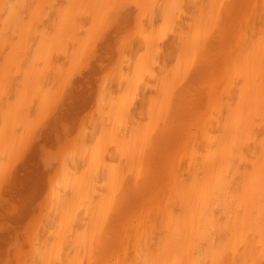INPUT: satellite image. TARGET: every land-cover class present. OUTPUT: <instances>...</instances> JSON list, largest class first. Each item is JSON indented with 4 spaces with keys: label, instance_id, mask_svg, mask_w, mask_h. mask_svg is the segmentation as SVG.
I'll use <instances>...</instances> for the list:
<instances>
[{
    "label": "bare ground",
    "instance_id": "6f19581e",
    "mask_svg": "<svg viewBox=\"0 0 264 264\" xmlns=\"http://www.w3.org/2000/svg\"><path fill=\"white\" fill-rule=\"evenodd\" d=\"M116 16L132 37L9 263L264 264V0H0V203Z\"/></svg>",
    "mask_w": 264,
    "mask_h": 264
},
{
    "label": "rangeland",
    "instance_id": "374dc122",
    "mask_svg": "<svg viewBox=\"0 0 264 264\" xmlns=\"http://www.w3.org/2000/svg\"><path fill=\"white\" fill-rule=\"evenodd\" d=\"M119 16H116V18H118ZM116 18H115V20H116ZM122 20L120 21V17H119V19H117L115 21L114 26L116 28L111 30V32H113V33H110V36L105 37L108 39V41H107V39H104V40L101 39L103 44L100 43L101 41L99 42L100 46L101 45L102 46L100 47L98 45V47L102 50L98 49L97 50L98 53L96 52V55H94V57H93L92 63L94 66H93V69L91 72L92 74L90 73L91 74L90 75L88 72V74H89V77H88L87 73H86V76L89 79L86 77L87 79L85 78L78 86H75L73 88V91H71V93H69V95L67 96V97H69V99H68L69 104H67L65 106L67 110L62 109L63 111H61V114H60V112L59 113L57 112L55 116L53 115L55 118L52 119L53 117H51V122L49 123V125L45 129L46 131L44 130L42 133H40L41 135L38 136L36 149H35V154H37V155L34 156L33 159L31 158L30 160L27 161V164H25V167L27 170L25 169V171L22 173V175H20L19 178L15 180L16 182L15 181L13 182L14 185L16 184L15 187H12L13 193H14L16 187H23L22 188L23 191H21V190H19L18 192L16 191L15 196H13V193L9 195L10 197L13 196L14 198L13 197L9 198V197L3 195L4 196L2 198L3 201L1 200L2 204L0 203V205H1L0 209L2 210V211L0 210V215H1V217H0V261L2 262V263L0 262V264H6V263L10 264L11 262L13 263V260H14L13 257L16 254L17 249L19 250V248L24 245L25 239L23 237L26 236V234H27L26 232L31 227L30 223L32 224V222H29V220L30 219L34 220V218H31L33 216L30 217V214L32 212H34L32 214L35 215L37 213L35 211H38V209L35 210V208H37L38 205L41 206V204L43 203L41 201L45 202V197L47 195V186H48V182H49L48 180H49L50 176L53 174V172L55 171L56 163L58 160L57 157L62 152L66 151L69 144H72L73 141H76V136L80 134L79 132H82L81 129H83V126L88 122V119H90V117H89V116H91L90 114L92 112H94V111L90 112V110H93V108L95 110L97 108V106L99 105V103H100L99 98L97 100V94H98L97 92H99V91H97V90H98V88H100V89L102 88L99 86H103V82H100V81H103L104 78L107 77V75H105V74H108L110 69L112 70L111 71L112 74H108V76L110 79H112L110 77V75L112 76L114 74L113 70H115L114 68L117 67V64L115 62L118 60L117 58H119V53H120V50L118 51V48L120 49V46L122 47L126 43V41L128 42L130 40V38L132 37V34H131L130 38H128L129 36L127 37L126 33H128V34L132 33V32H130L131 29H132V31H134L133 30L134 29V23L132 20H131L132 22L131 21L129 22L127 19H126L127 20L126 21L125 18H124V21H122ZM125 21H126V23H125ZM127 24H128V27H127ZM123 26L125 27V29L123 28ZM121 28H123V29H121ZM117 31H119V32H117ZM109 37H110V40H109ZM123 40H125L124 41L125 43L121 45ZM118 45H120V46H118ZM105 65H106V67H105ZM99 66H102L103 68L99 67ZM103 74H104V76H102ZM90 76H92V77H90ZM106 79L109 82L108 77ZM107 80L104 82V85H107V84H105L107 82ZM78 88H79V90H78ZM98 96H99V94H98ZM95 103H98V104H95ZM93 105H94V107H93ZM95 106H96V108H95ZM89 112H90V114H89ZM64 114H66V116L63 117ZM87 116H88V118H87ZM85 117H86L87 121H85L86 120V119H84ZM52 120H54V122ZM81 120L83 122L85 121L84 125L81 122ZM78 130H79V132H77ZM76 133H78V134L76 135ZM79 136H77V137H79ZM42 153H44V154H42ZM54 157H55L54 161L53 160L51 161V158H54ZM31 162H32V164H31L32 166H30V164H29ZM28 164H29V166H28ZM50 164H52V165L50 166ZM35 165H36V167H35ZM43 165H45V166H43ZM21 176H22V178H21ZM20 182H21V184H20ZM13 183L7 185V186H10V188H9L10 191L8 190L9 192H11V185L13 186ZM29 184H31V185H29ZM7 188L5 190L7 193L4 192V194H6V195L9 194L7 191ZM17 189H21V188H17ZM18 201H19V203H18ZM34 201H36V202H34ZM3 202H5V203L3 204ZM16 203H18V204H16ZM3 205H5V208ZM28 210H29V212H28ZM21 238H23V240ZM19 240H20V242H19ZM4 250H5V252H4ZM13 250L15 251V253ZM24 250H26V247L24 248ZM10 260H11V262H10Z\"/></svg>",
    "mask_w": 264,
    "mask_h": 264
}]
</instances>
